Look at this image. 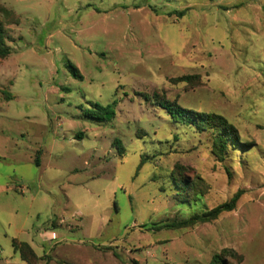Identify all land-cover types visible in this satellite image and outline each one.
Returning a JSON list of instances; mask_svg holds the SVG:
<instances>
[{
    "label": "rangeland",
    "instance_id": "obj_1",
    "mask_svg": "<svg viewBox=\"0 0 264 264\" xmlns=\"http://www.w3.org/2000/svg\"><path fill=\"white\" fill-rule=\"evenodd\" d=\"M0 3L20 20L0 61V264H25L13 239L39 264H264V0ZM156 91L239 141L218 160ZM95 103L115 116L88 117ZM181 169L205 189L192 202L175 199ZM237 193L217 220L170 227Z\"/></svg>",
    "mask_w": 264,
    "mask_h": 264
},
{
    "label": "trees",
    "instance_id": "obj_2",
    "mask_svg": "<svg viewBox=\"0 0 264 264\" xmlns=\"http://www.w3.org/2000/svg\"><path fill=\"white\" fill-rule=\"evenodd\" d=\"M0 15L6 19V23L0 24V61L7 59L11 55V48L8 45L9 42L13 41V37L8 29L10 25H19V18L13 13L6 10L0 3ZM73 75L82 79V76L77 68L71 66ZM196 78L195 76H183L177 80V82H188L192 83ZM0 96L5 100L12 99V96L0 89ZM148 97V96H147ZM153 100L155 104L164 109L169 117L176 123L184 126H191L197 132H211L213 135V155L220 161L224 160L225 153L227 152L230 142L234 144L239 141V134L237 130L229 123V121L221 115L213 113H203L196 112L193 110L182 108L178 105L176 101H171L166 98V96L160 92L156 91L153 93ZM94 111L87 114L88 117L100 122L105 121L106 118H113L115 116L114 107L109 105L102 107L99 104H93ZM114 148L117 149L120 156H123L125 149L120 140L116 139L113 142ZM142 162L140 166L141 168ZM172 182L176 188V193L174 194L175 199L181 203H188L194 201L199 195L204 193L205 189L202 184H200L198 178H192L184 169L181 171L177 170L173 172ZM240 193L234 195L228 202L218 206L213 209L208 214L202 217H195L189 221L183 222L177 225H171L173 229L176 228H186L194 226L197 223H209L217 220L223 213L232 212L236 209L237 203L240 199ZM13 249L19 254L21 260L25 264H39L41 257L36 253V251L31 247L29 243L19 241L18 239H13L12 241ZM224 254H226L224 252ZM210 264H226L223 255H216L212 258Z\"/></svg>",
    "mask_w": 264,
    "mask_h": 264
},
{
    "label": "crops",
    "instance_id": "obj_3",
    "mask_svg": "<svg viewBox=\"0 0 264 264\" xmlns=\"http://www.w3.org/2000/svg\"><path fill=\"white\" fill-rule=\"evenodd\" d=\"M11 26V25H10ZM10 26H8V29H10ZM20 241V240H19ZM30 244V243H29ZM31 245V244H30ZM31 247L33 248V246L31 245ZM34 249V248H33Z\"/></svg>",
    "mask_w": 264,
    "mask_h": 264
},
{
    "label": "built area",
    "instance_id": "obj_4",
    "mask_svg": "<svg viewBox=\"0 0 264 264\" xmlns=\"http://www.w3.org/2000/svg\"><path fill=\"white\" fill-rule=\"evenodd\" d=\"M54 234L51 235V238H53Z\"/></svg>",
    "mask_w": 264,
    "mask_h": 264
}]
</instances>
